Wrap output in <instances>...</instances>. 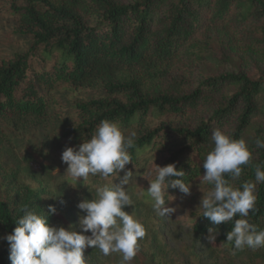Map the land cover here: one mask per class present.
I'll return each instance as SVG.
<instances>
[{"label":"trees","instance_id":"1","mask_svg":"<svg viewBox=\"0 0 264 264\" xmlns=\"http://www.w3.org/2000/svg\"><path fill=\"white\" fill-rule=\"evenodd\" d=\"M7 9L16 21L14 34L28 38L29 46L0 60V124L44 119L55 103L53 89L58 84L99 88L102 97L73 103L80 120L63 131L62 138L71 147L78 146L91 137L103 119L117 121L124 129H136L138 137L128 149L132 162L126 165L134 173L141 156L167 137L178 145L173 150L165 148L166 156L159 166L174 163L185 172L183 179L190 182L193 192L195 183L201 182L204 191L210 187L202 181V162L212 147L213 130L226 131L234 120L228 134L242 139L252 123L264 120L262 70L253 75H206L191 93L149 91L151 83L174 73L180 61L187 62L186 72L188 63L199 61L195 42L212 27H242L248 32L244 37L248 45L264 49V0H8ZM226 86L232 91L206 112L205 93ZM205 114L207 119L202 118ZM198 118V124L192 126ZM261 127L253 132L254 139H264V124ZM251 146V160L241 166V177L231 181L226 176L237 187L244 181L255 182V165L264 168V148L254 143ZM17 178L18 172L12 171L0 182V264H10L3 237L16 226L23 206L48 216L51 224L54 221V214L48 213L53 202L47 192L19 188ZM96 179L104 182L114 178ZM168 191L178 204L193 198L178 189ZM254 194L255 211L247 219L260 230L264 229V182L256 185ZM181 216L196 236L206 237L208 228H214L218 232L215 242L232 251L226 242L232 221L213 225L197 205L184 209ZM243 251L264 264V247Z\"/></svg>","mask_w":264,"mask_h":264},{"label":"rangeland","instance_id":"2","mask_svg":"<svg viewBox=\"0 0 264 264\" xmlns=\"http://www.w3.org/2000/svg\"><path fill=\"white\" fill-rule=\"evenodd\" d=\"M122 1L130 3L134 0ZM7 2L8 0H0V60L9 59L15 53H22L29 46L28 38L14 34L16 21L8 12ZM247 33L242 27L233 29L227 25L212 27L207 33L203 32L195 42L199 61L188 63L190 66L187 72L184 69L187 62L180 61L174 73L168 77L162 76L149 85L150 94L168 91L178 94L191 93L206 75L219 76L238 72L253 75L259 70L264 71V49L248 45L244 39ZM232 89L226 86L217 92L205 93V111L213 110ZM102 96L99 88L87 90L58 84L53 89L55 103L51 104L44 119L28 118L0 124V182L4 181L10 172L17 171L19 188L44 189L57 208L54 225H74L78 212L76 204L82 198L94 197L93 185L113 180L100 182L96 179L100 177L97 175L89 176L87 181H82V178L75 181L68 176L67 164L61 160L64 148L71 147L62 138L61 133L80 120L76 117L73 103ZM202 118L207 119L208 114ZM199 120L198 118L193 122L192 126H196ZM233 122L234 120L227 127L226 133L231 131ZM146 123L151 127L150 122ZM263 124L264 120L258 119L243 135L242 139L249 149H254L251 143L255 144L256 141L253 132L262 128ZM121 128L126 135L135 132V139L138 137L136 129H124L122 125ZM177 145L167 137L156 141L150 150L141 156L139 169L133 173L129 184L125 186L134 202L131 208L125 210L134 211L146 231L145 236L138 239L139 250L129 264H262L253 260L251 255L243 250H238L233 255L232 251L222 249L216 242L209 243L205 237L192 233L191 226L181 215L184 209L199 206L200 199L206 192L201 182L194 184L197 186L188 195L193 198L187 203L166 202V207L175 209L169 217L156 214L152 207L153 202L146 193L148 182L155 176L153 163L159 166L166 156L165 148L173 150ZM122 175L123 172L119 176ZM116 182L118 179H114V183ZM1 196L2 192L0 199ZM61 200L64 203H61ZM85 256L87 264H120L121 259L116 253L105 256L94 247L87 248Z\"/></svg>","mask_w":264,"mask_h":264},{"label":"clouds","instance_id":"3","mask_svg":"<svg viewBox=\"0 0 264 264\" xmlns=\"http://www.w3.org/2000/svg\"><path fill=\"white\" fill-rule=\"evenodd\" d=\"M135 136V132L126 135L119 122L103 119L89 139L78 146L64 148L61 160L67 164L68 176L75 181L81 178L87 181L89 176L99 175L105 180L113 177L118 182L114 183L113 179L93 185L94 197L82 198L76 204L77 221L68 227L51 224L48 216L23 206L16 226L3 237L8 244L10 264H87L85 251L93 247L105 256L119 254L120 264H129L139 250L138 239L146 234L134 211L125 210L134 203L125 186L133 175L126 165L132 162L128 149L133 146ZM211 141L212 147L202 162L205 170L202 181L210 186L199 202L202 216L213 225L233 222L231 231L226 233L233 255L245 248L264 247V229L257 230L247 219L255 211L254 191L257 184L264 182V168L255 165V182L244 181L235 186L231 181L241 177V166L251 160L247 143L220 128L213 130ZM255 144L257 148H264V139L257 137ZM153 167L155 176L148 182L146 193L156 214L169 217L175 209L166 207V201L175 197L168 190L178 189L188 196L191 185L183 179L185 172L178 170L174 163L163 167L153 163ZM121 172L123 175L119 176ZM48 213L56 214L57 208L49 205ZM217 235L209 227L205 239L215 243Z\"/></svg>","mask_w":264,"mask_h":264}]
</instances>
